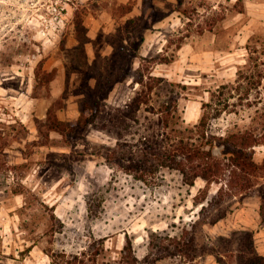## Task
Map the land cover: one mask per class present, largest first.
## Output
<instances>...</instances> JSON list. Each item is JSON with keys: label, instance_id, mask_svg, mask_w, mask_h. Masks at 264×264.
I'll return each instance as SVG.
<instances>
[{"label": "rangeland", "instance_id": "rangeland-1", "mask_svg": "<svg viewBox=\"0 0 264 264\" xmlns=\"http://www.w3.org/2000/svg\"><path fill=\"white\" fill-rule=\"evenodd\" d=\"M252 37L264 38L254 0H0V264H124L127 242L141 258L189 230L198 256L163 252L155 264H241L242 230L264 254V171L204 209L225 180L190 185L174 161L153 173L138 166L147 144L213 140L221 158L222 137L261 131L257 107L218 115L204 105L236 78ZM136 51L164 80L131 117ZM163 51L175 59L158 62ZM100 76L114 87L97 121L54 129L49 109L75 120ZM254 148L262 162L264 143Z\"/></svg>", "mask_w": 264, "mask_h": 264}, {"label": "trees", "instance_id": "trees-1", "mask_svg": "<svg viewBox=\"0 0 264 264\" xmlns=\"http://www.w3.org/2000/svg\"><path fill=\"white\" fill-rule=\"evenodd\" d=\"M179 47L181 44L178 45ZM247 49L246 62L239 66L236 78L221 84L212 92V100L216 99L217 101L215 105L213 102H205L204 105L205 107H213L218 115L224 111H237L240 106L257 107L256 112L260 118H263L260 132H256L258 128L255 127L222 137L224 149L221 158L215 155V142L213 140H208L207 143L210 145L208 149L181 138L174 148L168 149L163 143L147 144L141 151L142 159L138 166L143 171L153 173L159 167L158 164L165 166L174 161L177 163L174 167L182 172L184 181L190 185L195 184V180L199 176L207 180L208 183L214 180H225L227 186L223 185L216 194L203 198L204 200L207 199L208 202L207 205L204 203V209L222 203L225 196L231 195L234 190L236 192L247 189L251 186L253 177H257L264 171V160L262 162L256 160L254 148L256 145L264 143V111H261L259 107L260 104H264V38H250ZM160 55L158 59L160 63H170L175 59L174 55L166 56L167 53L164 51ZM134 56L142 59V64L135 70L139 73V77L136 79L141 83L142 88L132 98L126 110L127 115L131 117L136 116L143 104L150 102L151 93L164 80L162 76L152 73L151 66H148L145 71L142 70L144 61L147 60L146 56L137 51L134 52ZM116 63L111 69L116 68ZM111 71L114 72V70ZM130 73L131 71H128L118 80H126ZM38 76L39 72L36 73V79ZM99 80L97 85L90 88L88 98L84 101L78 118L73 121H66L57 117L52 109H49L48 120L50 125L61 133L70 135L74 129L95 123L103 113L102 101L109 96L114 87L113 83L109 85V81L103 76H100ZM101 91H104V94L98 96V92ZM205 117L204 115L202 122ZM122 144L119 141L114 147L115 158L119 161L125 157ZM195 235L193 231L189 230L180 236H167L166 240L170 242L169 244H158L155 246L157 249L155 252L141 258L136 255L131 243L127 242L123 249L124 264H155L158 260V253L163 252L183 255L194 260L198 256ZM242 235L244 240L239 250L240 263L264 264V254L256 246L254 232L242 230ZM218 258L219 260L222 259L219 256Z\"/></svg>", "mask_w": 264, "mask_h": 264}, {"label": "crops", "instance_id": "crops-1", "mask_svg": "<svg viewBox=\"0 0 264 264\" xmlns=\"http://www.w3.org/2000/svg\"><path fill=\"white\" fill-rule=\"evenodd\" d=\"M254 3L262 5V4H264V0H254ZM259 8H262V6H260Z\"/></svg>", "mask_w": 264, "mask_h": 264}]
</instances>
